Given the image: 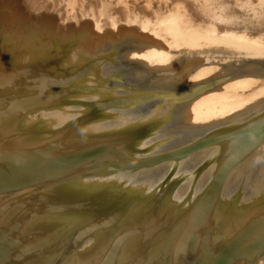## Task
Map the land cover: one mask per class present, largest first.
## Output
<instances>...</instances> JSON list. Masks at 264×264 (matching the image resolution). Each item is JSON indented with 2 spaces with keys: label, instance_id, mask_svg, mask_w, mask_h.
Returning a JSON list of instances; mask_svg holds the SVG:
<instances>
[{
  "label": "bare ground",
  "instance_id": "1",
  "mask_svg": "<svg viewBox=\"0 0 264 264\" xmlns=\"http://www.w3.org/2000/svg\"><path fill=\"white\" fill-rule=\"evenodd\" d=\"M0 3V264H264V0Z\"/></svg>",
  "mask_w": 264,
  "mask_h": 264
},
{
  "label": "rangeland",
  "instance_id": "2",
  "mask_svg": "<svg viewBox=\"0 0 264 264\" xmlns=\"http://www.w3.org/2000/svg\"><path fill=\"white\" fill-rule=\"evenodd\" d=\"M11 7L8 6L7 4H1L0 3V17L1 16H7L8 14H10L11 13ZM261 27L260 28H256V29L258 31H260L261 33H264V30H263L264 29V25H263L262 28ZM256 29L254 28V30L257 32ZM138 34L139 33H137L136 35L138 36V38L141 41H142V39H145L144 36H139ZM249 60L250 61H245V62L242 61L245 65H241L240 64L241 61H235V62L226 61V62H224L223 66L222 65L220 66V68L222 70L221 72L224 73V77H227V76H230L231 77V76H236V75H238V76L243 75L244 76L245 74H248L249 72H253L254 73L253 74L254 77L258 78L259 80H264V56L258 55V57L250 58ZM237 62H238V64H237ZM5 68H7V66L5 65L4 61L3 60H0V71H3V69H5ZM21 74H22V72H20V73L18 72L16 74V76L17 77H20ZM5 77L6 78H13L14 76L11 77V76H8L7 75ZM2 79L3 78L1 77L0 80H2ZM263 106H264V104H263ZM255 120H257V119H254L253 122ZM240 128H241V126L240 127H236V130L237 129L239 130ZM242 128H244V127H242ZM70 134H69L70 135V137H69V140L70 141L68 140V138L62 139L63 140V143H62V140H57L58 142L57 141H55L56 143L54 142L56 144L55 147L56 148H67L69 146H73V145L78 144V142L80 140H78V139L76 140L75 138H74L75 140H73V138H71V137H73L72 136V134H73L72 131H71ZM216 141H217V138L214 137V136L213 137L206 138L203 141L204 144H202L201 146L196 145V143H194V141H192V140L191 141H184L180 145V147H178L177 149H183V148L193 149L194 148L195 150H198L197 151L198 154L193 155V157L195 156L196 157L195 160H199L203 156H205V154H206L203 150H205L207 148H211L216 143ZM196 146H198V147H196ZM167 161H169V160L161 161L160 164H163V163H165ZM189 166L190 165H184V167H189ZM112 169L115 172L116 171L117 172L120 171V169H118V168H112ZM143 171L144 170L142 168H139V169L138 168L137 169L129 168V169H126V170H123V171H120V172H122L124 174V176H126V177H129V176L130 177H136V176L142 174ZM48 180H51V179H48ZM38 183H40V182L38 181L36 183L35 182L29 183L26 186H22L21 190H24L25 188H28V187L35 186ZM153 215L155 216L154 218H153ZM145 219H146V224L148 226H149V223H151V222H153V224H154L156 222L161 221V218L159 217V215L154 214L152 211H147V213L145 215ZM153 227H157V226H153ZM159 253H161V252L159 251Z\"/></svg>",
  "mask_w": 264,
  "mask_h": 264
}]
</instances>
